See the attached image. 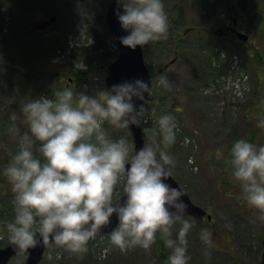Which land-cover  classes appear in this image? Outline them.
Here are the masks:
<instances>
[{
	"label": "rangeland",
	"instance_id": "374dc122",
	"mask_svg": "<svg viewBox=\"0 0 264 264\" xmlns=\"http://www.w3.org/2000/svg\"><path fill=\"white\" fill-rule=\"evenodd\" d=\"M30 1L31 4L25 0H0V123L3 124L0 138L9 154L18 145V135L13 128L18 127L20 132L26 129L23 119L16 125L10 123L11 117L20 113L24 102L43 93L52 97L54 92L47 89L54 88L61 82L77 91L89 93L97 88H107L104 83L107 69L90 70L88 79L78 81L69 74V69L71 66L74 69L89 70L88 58L106 53L112 59L117 53L115 40L105 21L104 10L99 9L91 22L86 17L87 0ZM205 1L207 6L201 5ZM205 1L183 0L181 12L174 14L172 5L177 0H164L168 15L175 17L177 23L169 17L167 37L142 46L145 63L151 74L149 96H154L155 93L156 99H172L165 110L170 106L173 109L182 108L179 112L170 111L175 115L179 127L177 141L169 149L176 158L172 175L191 199L205 208L212 215V220L221 224L227 233V238L221 239L224 241V253L213 250V261L210 262L209 247L198 240L193 226L188 233V264H198L201 255L207 258L205 264H233V256L238 264H259L261 253L257 256L256 242H262L264 238V213L251 208L249 204L246 208L238 205L237 211L233 213L230 201L227 203L223 198L224 193L229 192V186L218 183L217 180L229 175L224 172V158L231 137L244 136L256 143H264V126L259 123L264 120V113L258 109V105L249 103L257 91L264 105V76L254 73L252 64L255 59H252L251 50L258 48L264 52V0H244L246 3L243 5L239 0H232L238 7V29L249 35L246 41L234 34H213L215 29L226 26L227 7L221 0ZM256 3L258 6H255ZM52 13L57 14V20L45 30L41 29L39 34L29 30V27L33 29V24ZM178 25L183 30L189 28L186 34H182L189 48L183 46L184 54L176 55L175 60L170 62L176 49L182 53L176 39L174 40ZM199 27L208 29L198 32L196 29ZM200 36L204 38L202 42L206 39L210 44L214 43L211 48L217 53L216 58L214 54L211 55L214 69L207 85H200L197 80L196 84L193 82L192 54L206 51L204 54L208 55L206 45H203L202 51L195 47ZM33 38L38 39L35 45L31 43ZM46 41H49L48 45H45ZM45 46L48 47V52H45ZM228 49L233 52L228 53ZM233 56H236L237 64L231 60ZM53 63L58 64L55 68L63 70L61 81L49 76L50 73H55L49 69ZM161 74L167 75L171 87H164L159 83ZM197 87L199 93L193 91ZM187 88H191L192 92H187ZM243 103L248 112L246 117L242 116ZM144 105L146 119L142 126H153L155 117L164 111L157 108L159 111H156L154 106H149V102ZM253 111L254 115L251 116ZM146 139L144 135V140ZM130 140L133 142L131 134ZM230 175L233 177L232 171ZM122 188L123 180L117 187V193H121ZM217 189H220L219 192ZM236 193L243 197L241 187L235 190ZM4 195L0 181V199ZM8 220V217L0 219V242L10 241L4 227ZM173 234L175 235V231ZM167 249L170 251L168 247ZM50 251L53 253L52 259H49ZM44 256L38 264H166L159 260L154 243L150 250L137 246L122 251L110 242L109 236H95L88 242V250L83 254L71 253L63 247L49 244ZM26 257L27 252L21 251L7 264H24Z\"/></svg>",
	"mask_w": 264,
	"mask_h": 264
},
{
	"label": "clouds",
	"instance_id": "9594fccd",
	"mask_svg": "<svg viewBox=\"0 0 264 264\" xmlns=\"http://www.w3.org/2000/svg\"><path fill=\"white\" fill-rule=\"evenodd\" d=\"M116 2L126 30L120 36L124 45L135 49L167 37L164 0ZM159 83L171 87L166 74ZM145 92H151V85L140 77L93 93L68 86L52 97L27 100L11 117L12 125L21 119L27 124L23 132L13 128L18 150L3 168L14 194V217L4 227L18 249L43 243L83 254L115 213L118 223L109 240L122 251L137 246L150 250L159 234L170 249L166 264H188L194 220L182 198L184 190L166 179L176 163L169 151L179 131L175 115L163 112L153 126L143 127L147 139L139 148L127 135L111 136L106 128L142 125L146 107L137 106L134 97L143 100ZM259 123L264 126V120ZM229 163L243 199L264 213V143L236 138ZM122 180L123 191L117 193ZM210 235L209 229H201L202 240L208 242Z\"/></svg>",
	"mask_w": 264,
	"mask_h": 264
},
{
	"label": "trees",
	"instance_id": "16d2710c",
	"mask_svg": "<svg viewBox=\"0 0 264 264\" xmlns=\"http://www.w3.org/2000/svg\"><path fill=\"white\" fill-rule=\"evenodd\" d=\"M25 1L28 2L29 4H31L30 0H25ZM110 1L111 0H87L88 9H87L86 17L89 19V21L92 22V19L94 18V15L96 13H98L97 11L99 9H102V11L103 10L105 11V8H106V6L108 5V3ZM201 1L204 2L205 0H201ZM239 1H240L241 5H243V3H246V1H244V0H239ZM182 2H183V0H177V2H175V4L172 5V8H173L172 11H173L174 14L176 12H181V3ZM257 4L258 3H256L255 6ZM201 5L207 6V2L205 1V3H203V4L201 3ZM236 8L238 9L237 6H236ZM54 14L57 17V14L56 13H54ZM169 17H171L173 22L177 23V19L175 17H172L170 15H169ZM206 28L205 27H199L196 30L198 32H201V31H205ZM45 29H43V30H45ZM29 30H31L33 33H37V34H39V32L42 31L41 29H31L30 27H29ZM104 30H105V34H107L108 31H107L106 27H104ZM176 30H177V32L174 33V37H175L174 40L176 39V44H177L178 48L182 49L181 50L182 53H179L178 49H176L175 52H174L175 55L173 56V59H175L176 55L184 54L183 46H188V48H189L188 42L186 41L184 35H182V34H186V29L184 28V30H183V28L179 27V25H178ZM201 37L202 36L199 37L200 39L195 44V47L198 50L202 51L203 45H206V47L208 49V55L204 54V53H206V51H204L202 54H200V53L192 54L191 58H193V59L191 60V63L193 65V73H194L193 82L195 83V81L197 80V82L200 83V85H207L208 81H209L208 78L210 76V73H212V71L214 69V67L212 66V61L213 60L211 58V55L214 54V57L216 58L217 57V53L214 52L212 50V48H211V47H214V43L210 44L209 41L206 40V39H205L204 42H202L204 38H201ZM211 39L215 40L216 38H211ZM37 41H38V39L33 38L31 43L35 45L37 43ZM48 44H49V41H46L45 45H48ZM26 47H28V46H26ZM53 47L55 49L56 45H54ZM45 48H46L45 52H48V47L45 46ZM251 50L253 51L252 59H253V57L255 59L253 61L254 64H252V69H253L254 73L258 74L259 76H262V75L264 76V52H262L258 48H254V49H251ZM227 52L231 53V52H233V50L228 49ZM20 55H22V54H20ZM115 56H116V53L114 54V56L112 58H114ZM110 60L111 59H109L107 57L106 53H104V54H102V55H100L98 57H95V56L90 57L87 60L88 64H89L88 67L90 68L89 70H87V69L86 70H80V69H76V68L74 69V68H72L70 66V69H69L70 73L69 74L73 75V79L75 81H78L79 79H83V78L84 79H88L89 76H87V75L90 72V70H104V71H106L107 65L110 62ZM52 65L53 66L50 67V68H49V65H47V66H48L49 69L55 71V73L54 74L50 73L49 76L52 77V78L55 77L57 80L61 81L62 80L61 74H62L63 70L62 69L59 70V69L55 68V66H58L57 63H53ZM165 65H166V63H164L163 68H165ZM43 70L44 71H48V69H43ZM19 71H21V69ZM67 75H68V73H67ZM200 85L198 84L199 89H200ZM64 87H67V86L65 84H63V82H61L56 87L47 89V91L55 93L57 90L62 89ZM198 87H197V89L194 88L193 91L196 92V93H199L200 90H198ZM186 91L187 92H192V89L191 88H187ZM43 94H45V93H43ZM153 94L155 96V93H153ZM40 95H42V94H39V96ZM154 96H148L147 100H146L147 103L149 102V106H151V107L154 106L155 107V108L153 107V109L156 110V108H157V109L163 110L164 112H170L171 110H176V111L179 112V111L182 110L181 107H177V108L173 109V107H171V106L167 110H165V108L170 105L172 99H168L167 97H164V98H161V99L160 98L156 99V98H154ZM254 99H257V100H254ZM249 103H252L254 106L258 105L259 106L258 109H260L261 112L264 113V105H262L261 97L260 96L258 97V92L257 91L255 92L253 98L250 99ZM152 104H154V105L152 106ZM245 108L246 107H245V105L243 103V105H241V110H242V116L243 117H246V115L248 113V112L245 111ZM156 111H159V110H156ZM255 112L257 113L258 110H255ZM250 114H251V116L254 115V111H253V113L251 112ZM7 121H8V119H7ZM5 124H6V122H4V125ZM1 125L3 126V124L0 123V128H1ZM25 127L27 128V124L25 125ZM106 128H107V130H108V132H109V134L111 136H118L119 134L121 135V133H123V134L127 135L129 137V139H130V134L128 133L127 129H117V128H114V127H112L110 125H107V124H106ZM254 134H255V132L253 131V135ZM235 139L236 138H232L231 137V139L229 140V143L227 144V150L225 151V158H224L225 170H224V172L226 174L229 173V175H227V177L224 178V179L217 180L218 183L222 182L224 185L227 184V186H229V192L224 193L225 196L223 198L225 200H227V203L230 201L229 202V204H230L229 206H230V208H231L233 213H235L237 211L238 205L241 208H243V206L246 208L247 205H248V203L246 201H244L243 197L239 196L237 193L235 194V190L240 188L241 186H240L239 181H237L235 178H233L230 175V172L232 171L231 165L229 163L230 147H231L232 142ZM248 139L252 140L251 138H248ZM37 143H39V142H37ZM17 150H18V145H16L14 147V150L9 154L6 151V147H5L4 143L2 142V139L0 138V181L2 183V186H3V189H4V193H5V195L2 196L1 199H0V219H4L5 217H8L9 219H12L14 217V205H13V195L14 194H13L12 189H11L10 181L8 180L7 176L3 173V168L6 167V165H7L8 161L10 160L11 156ZM37 154H39V153H37ZM218 190H220V189H217V192H219ZM122 191H123V188L121 189L120 192L122 193ZM218 194H220V193H218ZM223 198H221V199H223ZM251 208H254V207L251 206ZM190 218L194 220V225L193 226H194V228H195V230H196V232L198 234V236H197L198 240L200 242L204 243L207 247H209L208 252H209L210 256H209L208 260L210 262L213 261V255H212L213 250H219V253L220 252L224 253V250H223V247H224V245H223L224 243L223 242L224 241H221V239H226L227 238V233L225 232L224 227L221 224H218L217 222H215L214 220H212V219L208 220L205 217L204 218H193V217L190 216ZM202 228L209 229L210 232H211L210 239H209L208 242H205L204 240L201 239V229ZM108 236L109 235H105V237H108ZM260 238H262V236ZM8 242H0V246H4ZM154 245H155V251H156V254L159 257V260L162 263L166 262L167 256H168L170 251L167 249L166 245L164 244V241L159 238V234L157 236V240L154 242ZM256 250H257V256H258L261 253V242L260 241L256 242ZM225 257H227L226 254H225ZM234 257L235 256L231 257V259L233 261V264H238L235 260H233ZM257 258L258 257H256V260H258ZM205 261H207V258L204 255H201L200 258H199L198 264H205Z\"/></svg>",
	"mask_w": 264,
	"mask_h": 264
},
{
	"label": "water",
	"instance_id": "95a60500",
	"mask_svg": "<svg viewBox=\"0 0 264 264\" xmlns=\"http://www.w3.org/2000/svg\"><path fill=\"white\" fill-rule=\"evenodd\" d=\"M224 2L226 0H223ZM229 4V2H225ZM116 0H112L108 6L106 7L105 11V20L109 32L115 38V41L118 45V54L117 56L108 64L107 73L104 79V83L107 87H111V85L115 83H120L125 80H133L137 77L143 78L144 80L150 82V74L148 68L144 62L142 46L137 45L135 49L131 48L130 46L124 45L121 40L120 36L126 34V30L121 27V23L117 17L115 9L117 8ZM230 11L234 14L232 20L230 21L229 25L225 28H219L216 30L217 34H223L227 31H233L236 28V19H235V9L234 7L229 4ZM121 11L123 9L121 8ZM55 19V15L51 14L48 20L43 21L42 23L36 24L35 27L43 28L47 23L53 21ZM237 36L243 40L247 39V34L237 31ZM148 92H145V98L143 100L137 99L134 97L136 105L139 106L143 104L148 96ZM133 143L137 145V148L143 145L144 137L141 129V125H130L128 129ZM169 183L174 186H178L179 184L177 181L172 177L166 178ZM185 192V191H184ZM188 203V215L193 216L194 218H200L204 215L207 216L208 219L211 218V215L206 213V210L192 202L189 195L185 192L184 196L182 197ZM118 223V217L114 213L111 217V222L109 224L103 225L101 227V231L97 233H109L112 228H114ZM47 245L41 243L35 247H30L26 249L27 251V258L25 264H37L42 256ZM22 251L18 249L12 242L7 244L4 247H0V264H7L9 259L17 252ZM260 264H264V239L262 240V252H261V260Z\"/></svg>",
	"mask_w": 264,
	"mask_h": 264
},
{
	"label": "bare ground",
	"instance_id": "6f19581e",
	"mask_svg": "<svg viewBox=\"0 0 264 264\" xmlns=\"http://www.w3.org/2000/svg\"><path fill=\"white\" fill-rule=\"evenodd\" d=\"M222 2H224L223 0H221ZM225 2H229V4L232 6V8L234 7V9H235V19H236V28H235V30H233V31H227V32H224L223 34H217V32H216V30L213 32V34H215L216 36H226V35H229V34H234L237 38H239L238 36H237V31H240L239 29H238V24H237V22H238V10H237V8H236V6L234 5V3L232 2V0H226ZM229 4H226V3H224V5L227 7V14H228V22H227V24H226V26L225 27H227L228 25H229V23H230V21L232 20V17L234 16V14L232 13V11H230V6H229ZM225 27H219V28H225ZM218 28V29H219ZM186 29V31H188V29L189 28H185ZM240 32H242V33H244L243 31H240ZM246 34V33H245ZM247 39L246 40H248V38H249V35L247 34ZM240 40H242V41H246V40H243V39H241V38H239Z\"/></svg>",
	"mask_w": 264,
	"mask_h": 264
}]
</instances>
